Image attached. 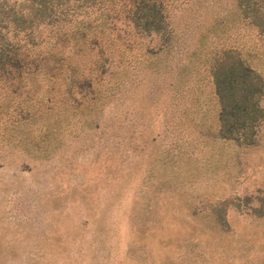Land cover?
<instances>
[{
    "label": "rangeland",
    "instance_id": "rangeland-1",
    "mask_svg": "<svg viewBox=\"0 0 264 264\" xmlns=\"http://www.w3.org/2000/svg\"><path fill=\"white\" fill-rule=\"evenodd\" d=\"M234 2L168 0L175 34L157 58L144 48L164 38L116 21L101 80L93 68L77 85L62 64H37L40 27L28 45L22 34L27 63L0 78V264H264V117L250 143L213 138L209 68L172 90L213 27L209 47L238 43L264 80V36ZM258 102L264 112V90Z\"/></svg>",
    "mask_w": 264,
    "mask_h": 264
},
{
    "label": "trees",
    "instance_id": "trees-1",
    "mask_svg": "<svg viewBox=\"0 0 264 264\" xmlns=\"http://www.w3.org/2000/svg\"><path fill=\"white\" fill-rule=\"evenodd\" d=\"M167 2L0 0V78L5 80L8 73L27 63L30 53L22 45V34L28 45L35 27H40L38 34H41L44 44L37 64L42 67L57 62L62 64L63 69L71 73L69 82L73 85L84 81L90 83L92 74L89 71L93 68L98 74L92 79L101 80L102 70L98 69L110 63L108 50L115 48L116 37L112 33L116 29V21L129 22L140 35H154L157 42L164 38V45L152 52L149 51L150 47L144 48V53H153L156 55L154 58H157L161 51L171 48L169 41L175 34ZM231 14L250 18L248 23L256 28L257 36H264V0H235ZM216 30L213 27L203 31L194 46L187 51L184 61L176 65L172 90L178 97L184 96L188 82L197 85L204 77L203 73L193 77L190 70L198 72L200 65L207 66L218 106L215 132L209 136L247 144L253 141V127L264 117L258 102L264 90V80L260 72L242 57L238 43L226 46L222 43L218 52L209 47L210 32L216 36L213 38L220 37ZM59 39L63 41L60 45L57 44ZM124 48L129 50L130 45ZM85 55H90L87 62ZM83 63L84 66L79 69L78 64ZM107 80L114 82V76ZM179 105H182L180 100L177 101V108ZM191 117L188 118L190 122H186L187 127L194 125L195 118ZM196 134L200 135L198 131Z\"/></svg>",
    "mask_w": 264,
    "mask_h": 264
}]
</instances>
